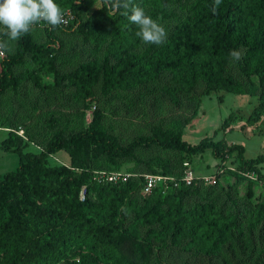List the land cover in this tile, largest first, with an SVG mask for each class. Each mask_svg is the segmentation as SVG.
Instances as JSON below:
<instances>
[{
  "label": "trees",
  "instance_id": "16d2710c",
  "mask_svg": "<svg viewBox=\"0 0 264 264\" xmlns=\"http://www.w3.org/2000/svg\"><path fill=\"white\" fill-rule=\"evenodd\" d=\"M93 1L56 0L73 16L68 27H34L0 59V148L18 157L0 176V264H264V194L255 192L264 190V154L245 159L240 145L181 138L212 92L255 97L264 114V0H222L215 15L213 0H132L165 28L161 45H143L123 9L108 15L101 0L89 12ZM241 49L233 63L230 50ZM147 99L173 115L129 136L99 106ZM27 144L39 151L22 153ZM206 150L224 169L213 185L143 194L139 177L92 180V171L179 179ZM59 153L67 164L52 160Z\"/></svg>",
  "mask_w": 264,
  "mask_h": 264
},
{
  "label": "rangeland",
  "instance_id": "374dc122",
  "mask_svg": "<svg viewBox=\"0 0 264 264\" xmlns=\"http://www.w3.org/2000/svg\"><path fill=\"white\" fill-rule=\"evenodd\" d=\"M100 5L101 0H94L91 2L88 11L91 12L96 10ZM2 32L3 30L0 29V33ZM33 34L35 35L36 33ZM148 101L149 99L144 101V104H139L134 108L131 105L125 108L116 106V111H113L112 108L107 106H99L107 117L112 118L116 116L115 120H117V122L120 121L119 124L121 125H119L120 130L117 131L123 133L125 136H129V132L137 126L142 128L145 123L173 115L171 110L168 109L167 104L153 103V105H150ZM257 104L258 102L255 97L236 95L223 91H216L207 96H202L195 110V115L189 118L182 127L181 138L190 145H195L204 138L214 142L223 141L227 146L232 144L240 145L244 148L243 157L245 159H252L262 155L264 154V114L258 112L256 108ZM96 105L91 104L90 107L84 111V125L89 123L91 114L94 111V106ZM110 113L114 115L112 116ZM188 113H190V111L182 114L178 112L182 117H188L186 116ZM229 116H231V118L227 120L223 126L222 123ZM71 119L72 126H79V118L74 115ZM124 121H131V123ZM6 131L7 130H0V143L7 136L8 131ZM20 134L22 135V132ZM18 136L20 137L19 134ZM21 139L23 143H26L25 138ZM21 151L22 153L38 152L39 149L31 144H27L25 147H22ZM234 157V153L231 154L228 156V160L225 163V166L232 170ZM52 160L60 165L62 163L67 164L68 161L64 153L54 155ZM17 162L18 157L16 154L5 152L0 148V176L13 171L17 166ZM219 163V160L211 156L210 150H206L202 154L193 157L189 169L195 176H209L220 167ZM259 171L260 174L264 176V167L261 166ZM255 192L264 194V190L261 187H258V190Z\"/></svg>",
  "mask_w": 264,
  "mask_h": 264
},
{
  "label": "clouds",
  "instance_id": "9594fccd",
  "mask_svg": "<svg viewBox=\"0 0 264 264\" xmlns=\"http://www.w3.org/2000/svg\"><path fill=\"white\" fill-rule=\"evenodd\" d=\"M108 15H115L123 9L129 22L137 26L136 36L143 45H161L166 42L165 28L147 15L145 9L133 4L132 0H103ZM222 0H213V15ZM58 28L67 23L65 13L56 0H0V29L7 39H0V57L12 51L11 42L30 34L38 24ZM246 50H230L229 57L233 63L239 62Z\"/></svg>",
  "mask_w": 264,
  "mask_h": 264
},
{
  "label": "built area",
  "instance_id": "2783aa9c",
  "mask_svg": "<svg viewBox=\"0 0 264 264\" xmlns=\"http://www.w3.org/2000/svg\"><path fill=\"white\" fill-rule=\"evenodd\" d=\"M65 19L67 21L66 24L61 25V27L65 28L73 21V16L69 10H65ZM37 28L46 27L45 24L41 23L36 25ZM4 57H0L3 59ZM183 174L179 179L169 176H163L158 174H131V173H123V172H104V171H92V180L100 181L104 183H112L115 184L117 182H126L129 178L139 177L141 179V192L143 194H149L152 189L156 187H163L164 189L168 184H171L173 187H176L178 183H183L185 186H188L193 181H199L203 183L205 186L213 185L216 181L218 175H220L224 169L218 167L216 172L209 176H195L192 171L189 169V164L183 163ZM229 169V168H227ZM232 171V169H229ZM246 178L257 181L256 177L253 174H242ZM83 191L82 187L79 192V200L83 199Z\"/></svg>",
  "mask_w": 264,
  "mask_h": 264
},
{
  "label": "crops",
  "instance_id": "0c3cea01",
  "mask_svg": "<svg viewBox=\"0 0 264 264\" xmlns=\"http://www.w3.org/2000/svg\"><path fill=\"white\" fill-rule=\"evenodd\" d=\"M1 130H3V129H1Z\"/></svg>",
  "mask_w": 264,
  "mask_h": 264
}]
</instances>
